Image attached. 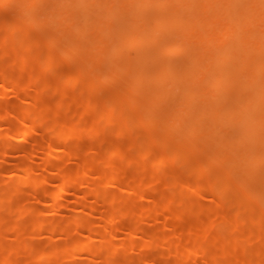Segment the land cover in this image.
<instances>
[{
    "label": "rangeland",
    "instance_id": "rangeland-1",
    "mask_svg": "<svg viewBox=\"0 0 264 264\" xmlns=\"http://www.w3.org/2000/svg\"><path fill=\"white\" fill-rule=\"evenodd\" d=\"M17 1L0 0V264H203L202 255L208 264H264V212L239 170L237 184L215 196L222 166L197 175L204 149L170 154L177 140L163 130L166 105L147 120L142 107L110 110L127 91L123 75L106 61L90 85L73 79L86 52L67 49L54 3L24 12ZM12 22L23 27L14 50ZM90 105L99 117L82 114ZM63 172L83 180L65 184Z\"/></svg>",
    "mask_w": 264,
    "mask_h": 264
},
{
    "label": "bare ground",
    "instance_id": "bare-ground-1",
    "mask_svg": "<svg viewBox=\"0 0 264 264\" xmlns=\"http://www.w3.org/2000/svg\"><path fill=\"white\" fill-rule=\"evenodd\" d=\"M43 1L53 2L60 12L53 14L56 22L67 25L62 35L67 49L86 52V65L73 79L90 85L91 72L108 61L111 73L123 75L127 85L123 96L108 103L110 110L123 113L142 107L147 120L157 107L166 105L163 130L177 140L170 154L178 158L187 149H204L207 156L195 174L222 166L214 179L215 196L231 181L237 184L239 170L243 192L257 197L264 212V0L17 2L27 12ZM21 30L20 22L7 26L12 50L21 44L13 35ZM119 32L125 36L119 38ZM171 54L181 56V61L165 57ZM31 114L26 112L23 120ZM82 114L100 116L96 105L82 108ZM118 133L125 135V128ZM181 134L187 139L179 141ZM61 176L65 184L83 180L77 172ZM125 188L131 192L134 185L125 182ZM40 190L52 195L48 189ZM188 227L194 228L190 220ZM62 233L69 235L68 230ZM201 260L208 264L210 257L202 255Z\"/></svg>",
    "mask_w": 264,
    "mask_h": 264
}]
</instances>
